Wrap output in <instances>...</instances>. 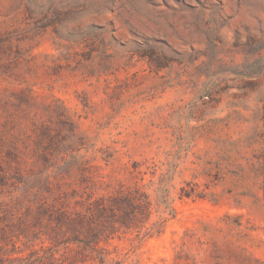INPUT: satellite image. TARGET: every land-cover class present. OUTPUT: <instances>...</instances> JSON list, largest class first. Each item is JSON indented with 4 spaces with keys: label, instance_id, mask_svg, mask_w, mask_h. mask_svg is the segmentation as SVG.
Listing matches in <instances>:
<instances>
[{
    "label": "rangeland",
    "instance_id": "1",
    "mask_svg": "<svg viewBox=\"0 0 264 264\" xmlns=\"http://www.w3.org/2000/svg\"><path fill=\"white\" fill-rule=\"evenodd\" d=\"M67 238L264 264V0H0V257Z\"/></svg>",
    "mask_w": 264,
    "mask_h": 264
},
{
    "label": "trees",
    "instance_id": "2",
    "mask_svg": "<svg viewBox=\"0 0 264 264\" xmlns=\"http://www.w3.org/2000/svg\"><path fill=\"white\" fill-rule=\"evenodd\" d=\"M63 241V240H62ZM62 245L65 247H70L69 251L63 250L60 251V248H52L45 249L46 255L41 253L42 248H31L30 252L28 254H21V255H14L9 254L6 257H0V264H51V262L55 260H60L57 262L58 264H64V262H68L69 264H76L78 261H86V260H99L100 264H105L107 261V256L103 253L98 255L99 251L97 250L96 246L99 245V242H96L95 245H92L91 242H88L89 240H78L79 242H82L84 246L90 249V252H78L77 249L71 248L72 243H76V239L72 240L70 238H67L65 241H63ZM60 243L56 246H59ZM47 258L48 260H44V258ZM84 257V258H83ZM45 258V259H46ZM83 258V260H81Z\"/></svg>",
    "mask_w": 264,
    "mask_h": 264
}]
</instances>
